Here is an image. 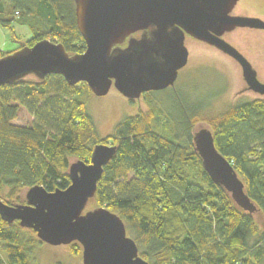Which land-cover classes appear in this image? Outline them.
Masks as SVG:
<instances>
[{
    "label": "trees",
    "instance_id": "obj_1",
    "mask_svg": "<svg viewBox=\"0 0 264 264\" xmlns=\"http://www.w3.org/2000/svg\"><path fill=\"white\" fill-rule=\"evenodd\" d=\"M15 23L28 26L32 38H16ZM0 26L28 46L50 39L70 55L86 48L73 0H0ZM10 52L0 50V57ZM24 78L0 86V192L7 186V204L20 188H67L71 157L89 162L96 144L113 145L115 155L89 201L122 219L141 258L149 264H264V99L238 102L211 118L199 106L178 102L174 138L153 129L150 112L125 116L99 139L82 97L86 85H70L60 74ZM202 120L260 219L204 171L192 143ZM35 234L0 216V264H38ZM74 246L78 254L80 245Z\"/></svg>",
    "mask_w": 264,
    "mask_h": 264
},
{
    "label": "water",
    "instance_id": "obj_2",
    "mask_svg": "<svg viewBox=\"0 0 264 264\" xmlns=\"http://www.w3.org/2000/svg\"><path fill=\"white\" fill-rule=\"evenodd\" d=\"M73 1L85 51L70 55L61 43L50 39L32 46L20 43L19 48L0 57V86L29 74L38 79L60 74L70 85L86 83L98 96L114 86L133 100L145 92L174 85L178 71L188 61V35L232 57L240 65L247 88L264 96V83L250 62L222 37L236 28L264 29L259 18L232 14L239 0ZM192 143L210 180L239 208L256 212L236 170L216 149L209 127H195ZM115 152V146L99 143L89 162H71L70 184L63 190L47 191L34 185L27 189L23 204L10 205L0 198L1 218L32 229L41 242H78L83 264H149L139 255L116 213L105 207L85 211L104 166Z\"/></svg>",
    "mask_w": 264,
    "mask_h": 264
},
{
    "label": "rangeland",
    "instance_id": "obj_3",
    "mask_svg": "<svg viewBox=\"0 0 264 264\" xmlns=\"http://www.w3.org/2000/svg\"><path fill=\"white\" fill-rule=\"evenodd\" d=\"M232 14L253 16L264 21V0H239ZM13 29L16 38L22 41L31 39L34 34L26 25L15 23ZM254 29L238 28L225 34L224 38L251 62L257 70L258 80L264 83V32ZM4 32L8 40L3 47L4 41L0 37V50L4 52L16 50L21 42H17L8 29H4ZM185 46L188 50V62L179 71L173 87L145 92L133 100L123 96L114 86H111L105 95L98 96L89 88L82 94L99 139L111 135L116 124L125 116L150 112H152L150 121L153 129L174 138V134L179 131L175 121L179 108L178 102L191 108L199 106V109L204 112L203 115L211 118L238 102L264 99V96L247 88L239 65L226 54L190 36L185 37ZM24 79L36 80L37 77L29 74ZM81 84L87 86L84 82L75 85ZM198 127L208 126L206 121L202 120L196 124V129ZM177 140L180 143L183 142L181 137ZM75 160V157L69 159L70 163ZM1 188L0 198L6 203L8 188L4 185ZM27 189L20 188L10 198L11 204L25 203ZM96 207L93 201H89L85 211ZM252 214L256 219H260L257 211ZM75 243L78 242L51 245L40 241L36 244L32 255L38 264H83L82 247L79 243L78 254L72 252V249L76 248Z\"/></svg>",
    "mask_w": 264,
    "mask_h": 264
},
{
    "label": "flooded vegetation",
    "instance_id": "obj_4",
    "mask_svg": "<svg viewBox=\"0 0 264 264\" xmlns=\"http://www.w3.org/2000/svg\"><path fill=\"white\" fill-rule=\"evenodd\" d=\"M243 28H244V27H243ZM245 28H246V27H245ZM236 29H238V28H236ZM250 29H251V28H250ZM234 30H235V29H234ZM234 30H233V31H234ZM254 30H257V29L255 28ZM258 30L264 32V29H261V30L258 29ZM231 32H232V31H231ZM228 33H230V32H228ZM137 34H138V33H137ZM225 34H227V33H225ZM225 34L222 35L223 38H224V35H225ZM134 35H135V34H134ZM186 36H188V35H186ZM224 39H225V38H224ZM196 40H197V39H196ZM198 41H199V40H198ZM226 41H227V40H226ZM201 42H202V41H201ZM227 42H228V41H227ZM202 43H204V42H202ZM205 44H206V43H205ZM207 45H208V44H207ZM209 46H211V45H209ZM211 47L217 49V48L214 47V46H211ZM234 47H235V46H234ZM235 48H236V47H235ZM236 49H237V48H236ZM217 50H218V49H217ZM237 50H238V49H237ZM219 51H220V50H219ZM221 52H222V51H221ZM222 53H223V52H222ZM227 56H228V55H227ZM228 57H230V56H228ZM230 58L233 59L232 57H230ZM246 59H247V58H246ZM233 60H234V59H233ZM247 60H248V59H247ZM234 61H235V60H234ZM248 61H249V60H248ZM187 62H188V61H187ZM235 62H236V61H235ZM236 63H237V62H236ZM250 64H251V62H250ZM237 65H239V64L237 63ZM251 65H252V64H251ZM185 66H186V65H185ZM185 66H184V67H185ZM184 67H183V68H184ZM239 67H240V65H239ZM252 67H253V65H252ZM253 68H254V67H253ZM181 69H182V68H181ZM181 69H180V70H181ZM240 69H241V68H240ZM180 70H179V71H180ZM254 70L256 71V76H257V78H258L257 70H256L255 68H254ZM179 71H178V73H179ZM177 77H178V75H177ZM176 80H177V78H176ZM176 80H175V81H176ZM169 87H173V86H169ZM148 92H150V91H148ZM151 92H152V91H151ZM142 95H143V94H142Z\"/></svg>",
    "mask_w": 264,
    "mask_h": 264
},
{
    "label": "crops",
    "instance_id": "obj_5",
    "mask_svg": "<svg viewBox=\"0 0 264 264\" xmlns=\"http://www.w3.org/2000/svg\"><path fill=\"white\" fill-rule=\"evenodd\" d=\"M4 29L2 26H0V37L4 43H2L3 47L6 46V41L8 40L7 34L4 32Z\"/></svg>",
    "mask_w": 264,
    "mask_h": 264
}]
</instances>
